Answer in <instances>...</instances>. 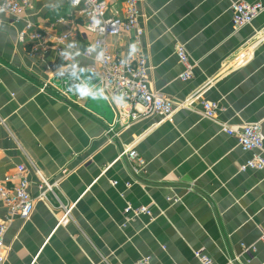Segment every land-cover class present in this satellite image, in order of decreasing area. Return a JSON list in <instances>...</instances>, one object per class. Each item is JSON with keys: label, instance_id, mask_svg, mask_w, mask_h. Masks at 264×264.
<instances>
[{"label": "crops", "instance_id": "obj_1", "mask_svg": "<svg viewBox=\"0 0 264 264\" xmlns=\"http://www.w3.org/2000/svg\"><path fill=\"white\" fill-rule=\"evenodd\" d=\"M236 1L258 0L140 1L150 89L184 104L167 119L134 123L115 142L105 135L114 114L97 91L90 60L77 55L72 65L54 50L41 59L17 41L28 21L61 32L53 21L69 12L66 3L39 0L18 22L0 14V115L8 127L0 126V182L25 165L37 197L31 164L57 182L27 220L10 219L0 202V222L8 225L4 264H135L145 257L148 264H197L198 249L213 264H264V168L241 171L254 153L221 127L259 123L264 133V9L234 30ZM108 2L111 14H122L124 0ZM77 24L85 32L82 19ZM130 41L127 33L107 39L119 55ZM178 45L192 64L186 81ZM48 79L61 80L70 100L39 92ZM203 100L221 106L215 120L204 117ZM132 144L144 168L126 187L133 174L117 157L122 145ZM127 205L152 215L126 216Z\"/></svg>", "mask_w": 264, "mask_h": 264}, {"label": "built area", "instance_id": "obj_2", "mask_svg": "<svg viewBox=\"0 0 264 264\" xmlns=\"http://www.w3.org/2000/svg\"><path fill=\"white\" fill-rule=\"evenodd\" d=\"M38 1L0 0V8L3 9L0 14H6L12 21L18 22L20 15L33 11ZM63 1L69 8V12L55 17L53 21L64 27L61 32L54 30L53 26L45 29L28 21L18 30L17 41L27 45L30 54L41 59L54 50L60 60L68 58L72 65L77 64V55L90 60L91 63L87 68L97 78L96 86L114 114L112 124L105 131L110 142H115L114 138L119 135L120 131L129 128L134 123L152 116L167 119L184 104L179 105L162 93L150 89L148 66L142 49L144 29L139 21L141 0H124L122 14H111L108 0ZM263 9L262 0L253 4L244 1L233 2L231 6L233 29L238 30L251 24ZM79 18L83 21L85 32L79 31L77 24ZM123 33L131 35L126 53L113 54L109 49L107 39ZM88 34L92 36L91 41L88 46L83 47L82 38L88 39ZM176 55L184 67L180 78L184 81L192 78V64L183 45L176 47ZM46 69L52 71L53 66L48 64ZM55 82L51 79L42 82L39 92L58 96L65 101L70 100L68 91L59 87ZM201 95L202 93L196 94L192 101L199 100ZM201 106L204 117L210 120H215L221 111V106L217 102L203 100ZM0 126L8 130L6 119L1 115ZM221 127L224 133L237 139L244 151L254 153L240 170H262L264 168L262 126L254 123L239 128H230L225 124ZM117 160L125 161L129 165L133 179L126 182L125 186L131 187L138 181L144 168V162L135 145H122ZM31 165L39 179L40 192L37 197H33L29 191L30 180L25 165H19L15 173L5 176L0 182V202L7 207L10 219L15 217L23 220L29 219L37 200H46L47 194L53 192V187L57 185L56 181L50 182L33 164ZM112 185H117V181H114ZM124 214L133 218L152 215L149 208L132 205L125 207ZM7 228V222H0V264H4L8 253L4 240ZM193 254L197 264H213L212 259L203 249L195 250ZM149 261L150 258L145 257L135 264H148Z\"/></svg>", "mask_w": 264, "mask_h": 264}, {"label": "water", "instance_id": "obj_3", "mask_svg": "<svg viewBox=\"0 0 264 264\" xmlns=\"http://www.w3.org/2000/svg\"><path fill=\"white\" fill-rule=\"evenodd\" d=\"M73 85H75V83ZM84 89H85V87L83 89H81L80 93H85ZM97 91L99 92V89Z\"/></svg>", "mask_w": 264, "mask_h": 264}, {"label": "rangeland", "instance_id": "obj_4", "mask_svg": "<svg viewBox=\"0 0 264 264\" xmlns=\"http://www.w3.org/2000/svg\"><path fill=\"white\" fill-rule=\"evenodd\" d=\"M60 83H61V80H57V81H56V84H57V85H60Z\"/></svg>", "mask_w": 264, "mask_h": 264}, {"label": "clouds", "instance_id": "obj_5", "mask_svg": "<svg viewBox=\"0 0 264 264\" xmlns=\"http://www.w3.org/2000/svg\"><path fill=\"white\" fill-rule=\"evenodd\" d=\"M0 11H3V9L2 8H0ZM135 46H133V48H134Z\"/></svg>", "mask_w": 264, "mask_h": 264}]
</instances>
